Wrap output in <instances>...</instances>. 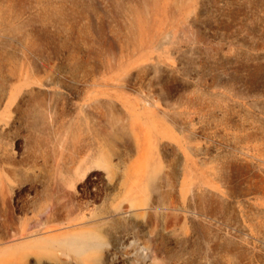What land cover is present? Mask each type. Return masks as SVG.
I'll list each match as a JSON object with an SVG mask.
<instances>
[{"label":"rangeland","instance_id":"1","mask_svg":"<svg viewBox=\"0 0 264 264\" xmlns=\"http://www.w3.org/2000/svg\"><path fill=\"white\" fill-rule=\"evenodd\" d=\"M0 264H264V0H0Z\"/></svg>","mask_w":264,"mask_h":264},{"label":"bare ground","instance_id":"2","mask_svg":"<svg viewBox=\"0 0 264 264\" xmlns=\"http://www.w3.org/2000/svg\"><path fill=\"white\" fill-rule=\"evenodd\" d=\"M4 35V34H3ZM74 245H76V244H74Z\"/></svg>","mask_w":264,"mask_h":264}]
</instances>
